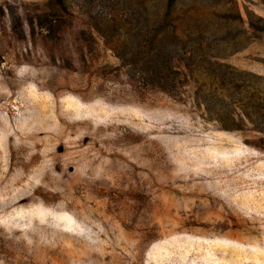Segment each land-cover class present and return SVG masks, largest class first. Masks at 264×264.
<instances>
[{
  "label": "rangeland",
  "instance_id": "obj_1",
  "mask_svg": "<svg viewBox=\"0 0 264 264\" xmlns=\"http://www.w3.org/2000/svg\"><path fill=\"white\" fill-rule=\"evenodd\" d=\"M193 1L237 5L233 85L127 71L108 0H0V264H264V0Z\"/></svg>",
  "mask_w": 264,
  "mask_h": 264
},
{
  "label": "trees",
  "instance_id": "obj_2",
  "mask_svg": "<svg viewBox=\"0 0 264 264\" xmlns=\"http://www.w3.org/2000/svg\"><path fill=\"white\" fill-rule=\"evenodd\" d=\"M108 2L113 6V13H108L110 15L106 25L99 21L95 28L127 71L167 83V76H176V64H180L187 78L194 80L202 89L206 88V83L200 84V77L227 80V85H233L236 71L219 60L236 50L235 46L242 36L246 38V30L234 1H228L229 8H226L228 6L225 3L220 6L219 11L222 13L214 11L205 15L198 12V8L193 5L194 1L192 4L184 0ZM246 15L249 28L254 33L264 34V30L256 27L253 22L254 19L264 25V19L250 13ZM117 36L122 37L121 43L113 42ZM240 73L244 74L237 71L236 75ZM207 85L211 87L212 83L209 81ZM235 88L241 90L242 86ZM252 114L246 113V118L251 120ZM253 126L264 132V125Z\"/></svg>",
  "mask_w": 264,
  "mask_h": 264
}]
</instances>
